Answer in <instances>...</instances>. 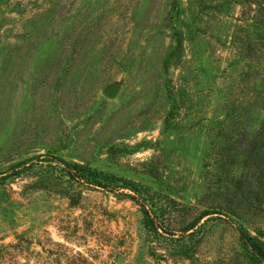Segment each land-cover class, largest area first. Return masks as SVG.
I'll list each match as a JSON object with an SVG mask.
<instances>
[{
    "label": "rangeland",
    "instance_id": "obj_1",
    "mask_svg": "<svg viewBox=\"0 0 264 264\" xmlns=\"http://www.w3.org/2000/svg\"><path fill=\"white\" fill-rule=\"evenodd\" d=\"M241 6L0 0V264H263L238 238L241 224L264 241L263 201L171 235L145 226L126 187L84 185L47 161L146 189L170 206L167 228L221 201L208 173L216 124L247 96L264 100V38L251 33L254 57L238 50ZM254 108L255 123L264 109Z\"/></svg>",
    "mask_w": 264,
    "mask_h": 264
},
{
    "label": "trees",
    "instance_id": "obj_2",
    "mask_svg": "<svg viewBox=\"0 0 264 264\" xmlns=\"http://www.w3.org/2000/svg\"><path fill=\"white\" fill-rule=\"evenodd\" d=\"M238 3L243 6H241V12L247 14L243 17V21L248 26L242 38L240 37L238 50L245 51L248 57H254L261 43H256L251 35H260L264 38V0H238ZM244 6L247 7L246 10ZM173 56L172 53H169L165 57L164 63L167 64ZM259 97L256 94L247 96L242 110L231 114L232 116L227 122L223 123L219 120L216 124L217 141L208 173L209 179L213 181L215 187L217 189L221 187L223 191L221 201L215 200L211 204L205 205V208L183 220L176 228L162 226L163 223L159 221L160 216L169 214L170 206L156 205V200H153L154 196L149 194L146 189L136 186L130 181H120L112 173L75 161H66L59 156H50L51 158H47V161L54 162L53 165H59L58 167L68 179L79 181L84 185L107 191L126 187L127 190L132 191L125 193L140 206L143 222L149 230L162 229L171 235L175 231H179L181 235L190 234L198 226L199 219L209 212L222 213V211H226L229 215H237L238 211L246 204L254 202L259 205L260 202H264V115L255 123L256 117L253 115L254 107L264 109V100L261 97L258 102ZM239 117L241 118L239 119ZM218 131L219 133H217ZM77 199L71 203H76ZM239 227L238 238L250 252V257L264 264V241L248 232L241 224ZM17 235L19 234L17 233ZM185 252L186 250L182 248V253ZM76 253L81 256L80 252Z\"/></svg>",
    "mask_w": 264,
    "mask_h": 264
},
{
    "label": "water",
    "instance_id": "obj_3",
    "mask_svg": "<svg viewBox=\"0 0 264 264\" xmlns=\"http://www.w3.org/2000/svg\"><path fill=\"white\" fill-rule=\"evenodd\" d=\"M119 87V84L118 83H113V84H110L108 86H106L102 92L106 95V96H112L115 91L117 90V88Z\"/></svg>",
    "mask_w": 264,
    "mask_h": 264
}]
</instances>
